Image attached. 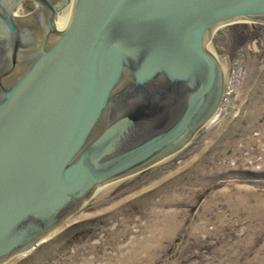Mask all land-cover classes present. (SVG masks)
<instances>
[{"label":"water","instance_id":"1","mask_svg":"<svg viewBox=\"0 0 264 264\" xmlns=\"http://www.w3.org/2000/svg\"><path fill=\"white\" fill-rule=\"evenodd\" d=\"M22 1H0L12 36L0 79V264L50 240L97 190L187 145L223 93L206 43L220 27L264 23V0H29L23 15L37 10L15 18Z\"/></svg>","mask_w":264,"mask_h":264},{"label":"rangeland","instance_id":"2","mask_svg":"<svg viewBox=\"0 0 264 264\" xmlns=\"http://www.w3.org/2000/svg\"><path fill=\"white\" fill-rule=\"evenodd\" d=\"M207 49L223 75L216 116L5 264H264V23L222 27Z\"/></svg>","mask_w":264,"mask_h":264},{"label":"flooded vegetation","instance_id":"3","mask_svg":"<svg viewBox=\"0 0 264 264\" xmlns=\"http://www.w3.org/2000/svg\"><path fill=\"white\" fill-rule=\"evenodd\" d=\"M0 1L3 4H6L9 0H0ZM48 1L50 2L51 5L54 6V5H57L58 3L64 2L65 0L56 1L54 3L53 2L51 3L50 0H48ZM30 4L32 5V2L29 0L22 1L20 9L22 10V6L27 7L29 9L31 7ZM37 18H38V23H37L38 26L44 30V27L47 23L46 20L48 19V14L42 13V9H39V12L37 14ZM15 23L19 27V29H23L21 24H18L17 22H15ZM26 33H27V31H26ZM31 33H32V30H31ZM21 46H22V44H20V47ZM11 56H12V36L7 31H5V33H3L2 30H0V79L1 78L6 79L8 77L7 74L10 71L11 65H12Z\"/></svg>","mask_w":264,"mask_h":264},{"label":"bare ground","instance_id":"4","mask_svg":"<svg viewBox=\"0 0 264 264\" xmlns=\"http://www.w3.org/2000/svg\"><path fill=\"white\" fill-rule=\"evenodd\" d=\"M14 14H15V12H14ZM15 16V15H14ZM235 23V22H234ZM220 28H222V27H220ZM220 28H218V29H220ZM216 32V31H215ZM214 32V33H215ZM206 47H207V43H206ZM216 114H217V110H216V112L212 115V117L210 118V120L212 119V118H214L215 116H216ZM175 154V153H174ZM174 154H172L171 156H169V157H167V158H165V159H163L162 161H160V162H158V163H161V162H163V161H165V160H168L169 158H171ZM158 163H156V164H158ZM123 180V179H122ZM122 180H119V181H117V182H114V183H112V184H109V185H107V186H105V187H103V188H101V189H99V190H97L96 192H94V194L91 196V198L90 199H92L93 197H95V196H101V195H104L105 193H107L108 191H110L111 189H113L120 181H122ZM61 227V226H60ZM60 227H58L55 231H53L50 235H48V237H51V236H53L59 229H60ZM23 255H25V254H23ZM20 256H22V255H20ZM11 260V259H10Z\"/></svg>","mask_w":264,"mask_h":264}]
</instances>
